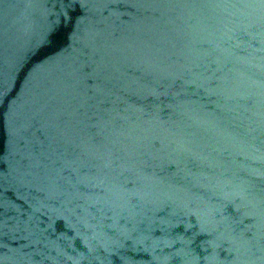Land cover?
<instances>
[{"label": "water", "instance_id": "water-1", "mask_svg": "<svg viewBox=\"0 0 264 264\" xmlns=\"http://www.w3.org/2000/svg\"><path fill=\"white\" fill-rule=\"evenodd\" d=\"M0 264H264V0H0Z\"/></svg>", "mask_w": 264, "mask_h": 264}]
</instances>
